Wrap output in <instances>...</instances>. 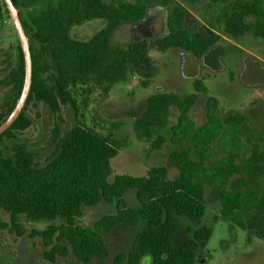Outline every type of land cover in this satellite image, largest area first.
Wrapping results in <instances>:
<instances>
[{
	"label": "trees",
	"instance_id": "16d2710c",
	"mask_svg": "<svg viewBox=\"0 0 264 264\" xmlns=\"http://www.w3.org/2000/svg\"><path fill=\"white\" fill-rule=\"evenodd\" d=\"M183 1L224 5L232 0ZM41 2L13 0L30 42L33 85L23 114L0 135V213L5 212L10 219L6 222L0 216V232L41 239L46 248L43 259L50 264L70 255L90 264L109 256L103 233L119 225L134 227L145 221L131 251L120 253L114 264H197L198 252L213 236L210 228L202 226L208 209L206 189L210 187L219 193L222 214L232 224L249 231L245 219L252 217L262 226L251 234L264 240V149L243 134L244 127L250 125L247 113L243 109L224 110L221 101L210 95L207 76L197 79L194 91L186 96L164 92L147 97L144 112L133 123L138 141L150 144L152 151L162 150L165 144H184L169 155L166 165L151 168L147 176L113 177L112 161L124 143L115 138L114 131L104 133L82 122L64 136L56 131L55 150L44 166L38 164L37 155L26 144L16 143L17 134L34 123L27 115L30 105L44 103L60 116L63 105L76 107V89L94 87L109 95L135 73L153 69L157 60L152 52L176 49L201 59L222 40L212 30L189 28L188 9L176 5L175 0H49L46 8L32 11L29 21H25L22 10H35ZM154 5L173 6L166 36L128 45L115 42L114 35L121 25L141 22ZM251 17L254 21L248 23ZM4 18L10 20L2 0L0 20ZM97 20L104 26L93 38H73V28ZM223 21L234 40L252 35L264 42V0H235ZM18 51L17 64H8L9 72L0 83L10 88L0 110V125L13 112L23 91L25 64L20 44ZM201 96L207 97L206 122L199 126L191 111ZM172 108L179 111L175 125L170 123ZM166 128H171V138L160 135L155 139L156 131ZM226 128L231 129L230 151L215 158L214 145ZM260 139L264 143V131ZM8 142H14L13 146ZM169 168H177L179 177L170 179ZM243 180L250 182L240 189L233 188ZM131 190L141 205L138 210L124 199ZM102 202H117V213L98 220L92 228L78 224L85 208ZM181 216L194 222L197 229L190 240L175 248ZM23 218L48 227L28 233Z\"/></svg>",
	"mask_w": 264,
	"mask_h": 264
},
{
	"label": "rangeland",
	"instance_id": "374dc122",
	"mask_svg": "<svg viewBox=\"0 0 264 264\" xmlns=\"http://www.w3.org/2000/svg\"><path fill=\"white\" fill-rule=\"evenodd\" d=\"M234 1L224 5L210 2L191 5L183 0H175L176 5L188 9L189 28L198 32L212 30L222 38L221 42L201 59L176 49L167 53L152 52L151 55L157 60L153 69L142 74L135 73L129 81L116 85L109 95L94 87L91 90L76 89V107L71 104L63 105L60 116L55 115L44 103L30 105L27 115L34 123L27 131L17 134L16 143L26 144L29 150L37 155L38 164L44 166L55 150L53 137L56 131L64 136L82 122L104 133L114 131L115 138L124 143L120 154L112 161L113 177L147 176L151 168L166 165L169 155L184 146L165 144L162 150L152 151L150 144L138 141L133 123L144 112L147 97L164 92H178L186 96L194 91V82L197 79L207 76L206 83L210 95L221 101L224 110L243 109L250 120V125L243 129L244 136L260 143L264 149V143L260 139L264 131V42L252 35H246L240 40L232 38L231 31L224 24L223 16L230 11ZM48 3L49 0H42L35 10H22L23 19L29 21L32 11H40L46 8ZM172 10L173 6H151L141 22L121 25L114 35L115 42L128 45L166 36L169 33L168 19ZM253 21V17L247 19L248 23ZM103 26V21L88 22L73 28L72 36L76 40L87 41ZM18 44V36L10 20H0V83L9 72L8 64H17ZM146 82L153 85H145ZM9 93L10 88L0 85V110ZM206 101L207 97L201 96L191 111L192 119L199 126L206 122ZM178 117L179 111L172 108L171 125L177 123ZM160 135L170 139L171 128L158 129L155 139ZM13 144L14 142H8L9 146ZM230 146L231 129L226 128L214 145L215 158L226 155ZM179 175L177 168H169L170 179H176ZM249 182L240 181L233 188L240 189ZM205 197L208 209L202 226L210 228L213 236L207 247L198 252L197 264H264V240L251 234L262 225L256 223L252 217H245L249 231H244L222 214L220 195L216 190L207 187ZM124 199L131 208L140 209L135 191L127 192ZM84 212L85 215L78 220V224L92 228L98 220L117 213V202H102L97 206L85 208ZM0 216L4 221H10L5 212H1ZM178 219L179 231L174 242L175 248L190 240L197 229V225L188 218L181 216ZM145 224V221H142L134 227L119 225L113 231L103 233L109 256L106 259L96 258L90 264H114L120 253L131 251L135 237L143 230ZM22 225L28 233L33 230L42 231L48 227L46 223H31L24 218ZM45 250L39 238L31 240L27 236L18 238L8 231L0 232V264H50L43 259ZM56 264L84 263L70 255L67 259L59 257Z\"/></svg>",
	"mask_w": 264,
	"mask_h": 264
},
{
	"label": "water",
	"instance_id": "95a60500",
	"mask_svg": "<svg viewBox=\"0 0 264 264\" xmlns=\"http://www.w3.org/2000/svg\"><path fill=\"white\" fill-rule=\"evenodd\" d=\"M6 8L8 10V14L10 17V21L16 31L18 36L19 44L21 46L24 64H25V81L23 86V91L21 97L7 120L0 125V135H3L8 130H10L13 125L18 121L21 115L24 112V109L28 103L32 85H33V60H32V52L30 48L29 38L26 34L20 12L17 7L14 5L13 0H3Z\"/></svg>",
	"mask_w": 264,
	"mask_h": 264
},
{
	"label": "built area",
	"instance_id": "2783aa9c",
	"mask_svg": "<svg viewBox=\"0 0 264 264\" xmlns=\"http://www.w3.org/2000/svg\"><path fill=\"white\" fill-rule=\"evenodd\" d=\"M0 1H2V0H0ZM11 22V21H10Z\"/></svg>",
	"mask_w": 264,
	"mask_h": 264
}]
</instances>
